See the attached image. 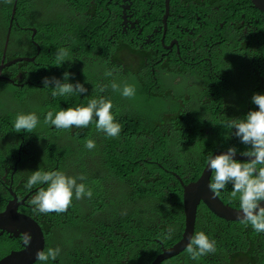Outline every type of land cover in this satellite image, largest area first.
Listing matches in <instances>:
<instances>
[{
  "label": "trees",
  "instance_id": "16d2710c",
  "mask_svg": "<svg viewBox=\"0 0 264 264\" xmlns=\"http://www.w3.org/2000/svg\"><path fill=\"white\" fill-rule=\"evenodd\" d=\"M66 1L76 0H52L44 9L35 12L32 7L35 0H14L15 9L10 25L13 4L1 2L0 43L4 44L7 37V49L0 51V61L8 62L17 57H33V60L14 62L3 69L14 73L15 68L19 77L18 81L15 76L13 78L18 82L17 86L4 82L6 93L15 102L4 105L0 100V127H6L8 122L14 125L12 118L18 113L35 112L29 98L32 92V97L43 92L48 99L43 98L39 102L41 106L37 115L40 123L34 132L23 133L27 144L24 159L34 161L33 171L47 164L41 170H60L78 177L81 175L78 170L82 169L83 174L94 177V180L78 181L92 190V198L73 199L72 206L62 214L33 212L40 219L46 238L43 250L57 246L61 249L57 260L50 264H149L162 247H170L181 236L182 207H176L182 199L179 177L184 184L193 181L200 175L209 156L235 146L224 136L211 131L204 134V127L213 123L221 125L220 131L225 133L223 121L228 116L223 109H216L210 112L212 120L205 121L207 117L202 114L204 110H201V105L189 111L184 101L179 103L170 99L172 96L177 99L186 92H195L189 79L195 75L190 68L196 66L188 64L181 53L176 54L174 47L165 49L160 41V33H153V42L143 45L144 52L140 53V57L130 55L126 58L127 54L122 50H128L122 47L123 42L115 49H103L105 33L99 28L98 21L92 20L93 23L86 29L85 24L80 28L82 37L76 44V40L69 38L67 24L63 23L61 17L60 10L66 6ZM151 1L161 3L163 0ZM93 3L88 6L92 7L93 19L101 16L108 27L110 3L105 5L99 0H93ZM53 4L57 6L51 9ZM84 4H89V0ZM171 16L174 18L173 13ZM172 17L167 20L165 44L173 35ZM23 20H26L25 24ZM20 25L32 27L35 31L32 33L31 29H21ZM100 27L103 29L104 26ZM117 29L110 31L117 32ZM136 34L131 33V37ZM253 39L249 35L247 43ZM62 47L70 50L71 62L56 67L55 54ZM154 47L158 49L157 52ZM88 58L95 62L102 58L103 82L88 83L99 76L87 75ZM125 60L140 62L141 68L129 67ZM105 63L109 69H116L112 76H105V71L109 70ZM65 72L71 74L69 83H81L87 92L83 95L53 97L52 85L45 88L42 80L45 77L63 80ZM26 75L28 83L20 87L19 82ZM155 78L158 83L168 80L171 89L167 91L162 84L157 87ZM113 81L121 88L126 83L135 85V96L125 98L119 91H113ZM101 87H105L102 92ZM99 97L110 99L114 105L112 113L122 126L118 138H109L97 132L95 118L88 127L73 126L67 130L44 124L48 111L55 113L69 107L87 106L90 99ZM221 102L220 97L218 104ZM219 112L220 120H216L214 116ZM87 139L95 141V149L85 147ZM22 178L21 183L28 179L25 176ZM231 189L232 186L228 185L220 198L223 203L239 208L238 200L230 201L228 193L225 194ZM200 210H204L203 215H206L205 226L194 231V234L203 231L214 238L217 251L222 250L223 253L217 255L214 263H210L204 257L192 260L184 250L162 264H190V261L242 264L248 261L251 249L246 240L257 235L251 226L245 227L239 221H223V225L216 227L220 219L202 207ZM224 225L229 238L218 239L216 232L222 235L220 230ZM98 227L104 230L96 231ZM8 249L7 245H0V257ZM33 264H37V261Z\"/></svg>",
  "mask_w": 264,
  "mask_h": 264
},
{
  "label": "clouds",
  "instance_id": "9594fccd",
  "mask_svg": "<svg viewBox=\"0 0 264 264\" xmlns=\"http://www.w3.org/2000/svg\"><path fill=\"white\" fill-rule=\"evenodd\" d=\"M2 1L9 5L13 4L14 2V0H0V2ZM51 1L52 0H35V3L32 6L33 10L35 12L41 11L44 9L45 5ZM105 1V5L110 3L108 8L110 12L108 14V19L110 20L108 27L105 25V21L101 20V16L97 18L98 20L93 19L94 21H98L102 27L104 26L102 29L100 25H98L101 31H104L105 33L106 44L104 45L103 49H115V46L123 42L122 47L128 50H122V52L127 54L126 58H128L130 55H136L140 57V53L144 52L143 45L153 42L151 34L160 33V41L165 49L171 50L174 47L176 54L181 53L184 60L188 64L196 66L195 68H190V70L194 71L195 75L189 79L193 83L194 91H196L201 84L208 81L207 77L213 75V71L211 72L204 68V66H208L211 58L213 59V57L218 54L215 52L213 56L210 48L205 44L209 39V31H211L212 34L215 33L211 26H198L199 23L197 22L194 15L191 16L190 14L182 12L173 14V18L171 14H168V9L174 6L170 0H164L161 3H154L153 5L158 7L156 13L152 12L151 6L147 7L148 5L143 3H139L142 5H138V3L133 0H114L113 4H111L113 0ZM247 1L254 9L257 10L256 13L258 15L264 16L263 11L258 10L250 0ZM79 2V5L65 3L66 6L60 10L61 14H65L64 19L62 20L63 23L67 24L66 31L70 35L69 38H73V41L76 40V44L82 37L80 28L85 24L86 26L84 27L86 29V27L93 23L92 21L75 23L70 19L73 12L82 11L84 8H88L90 5V3L87 5L84 4L86 0ZM151 2L153 3V1ZM53 6L54 4L50 8ZM94 6L95 5L93 3L92 7ZM92 7L88 9L92 10ZM14 9L15 4L12 5L9 23H11L13 19ZM168 17H172L173 35L168 43L165 44L164 36L167 33ZM23 22L25 24L26 20H23ZM157 23H160L159 28L156 27ZM117 27V32L110 31L116 29ZM31 31L34 33V28H32ZM133 32H136L137 34L132 38L131 33ZM149 34L150 36H148ZM147 37L148 42L146 41ZM102 41L104 42L103 37ZM131 41L133 42V45ZM6 43L7 37L4 44L0 43V51L4 52L7 49ZM139 45H141V48H139ZM132 49H134V51H131ZM70 55L71 53L69 49L63 47L58 49L55 54L56 67L62 66L64 62H71ZM153 56L155 57L156 55L153 53ZM30 58L33 59V57ZM111 60L112 58H110V61ZM87 61V75H99L94 79H91L88 83L103 82L101 79L102 58L98 62H95V60L92 58H88ZM2 63L5 64L7 62L1 60L0 65ZM125 63L129 67L141 68L140 62L125 60ZM105 65L108 67L106 63ZM5 67L7 66H4L0 69V100H2L4 105H7L12 102L13 99L10 97L9 93H6L4 82H10L13 84V86H17L19 76H16L18 71L15 68V72L13 73L11 70H3ZM4 71H6V73H4ZM115 71L116 69L106 70L105 76H112ZM70 75V73L65 72L63 74V80L57 79L55 77H45L42 80V83L45 88L52 85L51 95L53 97L67 96L71 94H85L87 89L83 84H73L68 82ZM14 76L17 81H13ZM27 83V77L25 79L23 78L19 82V86L24 87V85ZM155 84L157 87L162 84L167 89V91L171 89V84L166 79H164L162 83H158V79L155 78ZM105 87H101L100 91H104ZM111 87L113 91H119L125 98H133L136 94V87L132 84L126 83L121 88V85L113 81ZM32 95L29 100L31 102V106L34 107L35 112L27 114L18 113L16 117L12 118L14 125H11L8 122L6 127H0V201L3 200L17 203L19 202V198L22 197L17 194V192L23 185H25V187L29 190L39 186L38 191L32 197L31 201H28L24 197L22 200H20V202H26L33 206V208L30 209L32 213L62 214L72 206L73 199L80 200L84 197L90 199L93 196V192L84 183H78V181H84L86 179L83 175L73 177L60 170L47 171L46 169V171H44L38 169L33 171L34 167L29 171H26L25 169H19L21 165L27 167L34 162L30 158L27 160L24 159V156L26 155L25 145L27 144L25 143L26 137L23 133H32L39 125L40 118L37 115V110L41 106L39 102L43 98H46L43 92H40L34 97H32ZM170 99L177 100L179 103L184 101L189 111L196 107L195 94L191 92H186L183 96L179 95L177 99L175 96H172ZM251 102L253 105L243 118L225 117V120L223 121V126L226 127L224 130L226 131L227 128L231 130L229 137L234 136V141H240V143L244 144V151L239 154L237 153L236 147H229L227 150L215 152L208 157V160L204 165L200 175L197 176L193 181L184 184L179 177L178 181L182 186V199L179 204H176V207H182L183 229L180 238L182 237L184 228L186 226L183 209L184 187H189L195 184L202 176L206 166H208L207 168L210 171L208 188L214 196L219 198L221 202L222 199L220 198V194L224 193L228 185L232 186L231 191L228 192V198L230 201L238 200L239 208H233L229 204L226 205L240 211L242 214L238 217L239 220L234 221H239L245 227L251 226V229H253L257 235L259 233H264V207L260 206L261 202H264V94H253ZM113 107L114 105L110 99H106L104 97L93 98L88 101L87 106H78L75 108L69 107L67 109H61L55 113L53 111H48L44 117V124H51L57 129L67 130L73 126L77 128L88 127L89 124L93 123L95 118V128L97 132H102L109 138H118L121 133L122 126L116 121L115 116L112 113ZM232 130L235 131L233 132ZM231 140V138H228L229 142ZM246 146H248V150H245ZM85 147L88 150L95 149V141L92 139H87L85 142ZM236 156L238 158L234 159ZM237 160H245L246 162H240ZM24 176L28 177V179L27 181L21 183L23 179L22 177ZM41 185H46V187H41ZM194 192L199 195H205L204 192ZM200 207L208 210L211 214L220 219L217 221L216 227L223 225V221H234L225 220L217 216L209 210L202 199L199 200L196 206L195 218L192 225V236L189 238V242L187 243L184 250L192 260H199L201 257H204L203 259L208 260L210 263H214L215 260H217V255L223 253L222 250L217 251L216 240L209 237L203 231H197L194 234V231L205 226L204 220L206 215H203L205 214L204 210H200ZM11 209L15 211L14 208ZM15 214L17 213L15 212ZM170 219L175 222L173 218L170 217ZM38 220L40 223V219ZM41 220H43V218H41ZM100 230H104V228L98 227L96 229V231ZM220 231L222 235H219L216 232L218 239L221 238L222 240H225L229 238L228 232L226 231V225L222 226ZM230 235L232 234L230 233ZM180 238L176 240L175 243L178 242ZM31 239L32 238L28 233H21L20 235V240L22 241L25 249L29 246ZM163 248L164 247H162L161 250ZM60 253L61 249L59 247L39 250L36 252L37 264H50V262L57 260V257L60 255ZM209 254L210 256H208ZM169 259H166L163 262ZM250 260L251 257L248 261ZM203 263L207 264L206 262ZM130 264L136 263L132 262ZM190 264L201 263H191L190 261Z\"/></svg>",
  "mask_w": 264,
  "mask_h": 264
},
{
  "label": "flooded vegetation",
  "instance_id": "af4514ba",
  "mask_svg": "<svg viewBox=\"0 0 264 264\" xmlns=\"http://www.w3.org/2000/svg\"><path fill=\"white\" fill-rule=\"evenodd\" d=\"M139 1L148 5L147 7L151 6L153 13L157 12L158 7L153 5L154 3L150 0H135L138 4ZM99 2L105 3L106 1L99 0ZM170 2L174 6L168 9V14L182 12L194 15L199 23L198 26H211L215 31L213 34L209 31V39L205 43L213 56L215 52L218 53L213 59L211 58L208 66H204L206 70L213 71V75L207 77L208 81L201 84L194 92L195 106L201 105V110H204L202 114L207 117L205 121L212 120L210 112L216 109H223L228 118H243L253 105L251 102L253 94L264 93V16L258 15L257 10L247 0H170ZM66 3L80 4L78 0ZM89 3H93V0H89ZM56 6L54 5L51 9ZM93 18V10L88 8L73 12L70 17L75 23L91 22ZM156 27L159 28L160 23H157ZM8 28L10 29V26ZM20 28L32 29L21 25ZM249 35H252L254 39L247 43ZM146 41L148 42V37ZM154 51L157 52L158 49L154 47ZM220 97L222 102L218 104ZM219 114L220 112L214 116L216 120H220ZM220 129L221 125L214 123L206 125L204 134L211 131L226 139L231 138L230 144L235 145L233 147L237 148V153L240 154L244 151V144L234 141V136L229 137L230 129L227 128L223 134ZM237 161L246 162L245 160ZM33 167H35L34 162L27 167L21 165L19 169L29 171ZM38 189L39 186H36L29 190L23 185L17 192L22 196L19 198V202L1 200L0 213L9 205V209L14 208L17 214L33 219L42 230L39 220L30 210L33 206L26 202H20L24 197L31 201ZM227 193L228 191L225 194ZM23 230L16 224L11 225L9 231L0 228V245H7L9 248L0 259L10 252L22 248L20 235L25 232ZM44 240H46L45 236ZM246 243L251 249L249 254L251 260L242 262V264H264V233L250 237ZM45 246L46 241L44 248Z\"/></svg>",
  "mask_w": 264,
  "mask_h": 264
},
{
  "label": "water",
  "instance_id": "95a60500",
  "mask_svg": "<svg viewBox=\"0 0 264 264\" xmlns=\"http://www.w3.org/2000/svg\"><path fill=\"white\" fill-rule=\"evenodd\" d=\"M252 4L260 11L264 12V0H250ZM32 58L28 57H17L8 61L5 64L0 65V69L4 66H8L11 63L18 61H29ZM238 157H234L237 159ZM206 166L200 179L189 187H184L183 193V209L185 215V228L182 237L178 242L173 244L169 248H163L161 252L152 260L150 264H161L164 260L169 259L180 252H182L189 238L192 236V225L195 218L196 206L200 199L206 204L210 211L217 216L225 220H239V216L242 214L240 211L223 204L217 196L208 188V181L210 171ZM194 191L204 192L205 195H199ZM261 207H264V202H261ZM13 224L21 226L31 236L29 246L25 249L22 244V248L17 251H12L3 258L0 259V264H33L36 261V252L44 249V236L40 226L29 217L20 216L15 214L13 209H9V205L6 206L5 210L0 213V228L8 229Z\"/></svg>",
  "mask_w": 264,
  "mask_h": 264
},
{
  "label": "rangeland",
  "instance_id": "374dc122",
  "mask_svg": "<svg viewBox=\"0 0 264 264\" xmlns=\"http://www.w3.org/2000/svg\"><path fill=\"white\" fill-rule=\"evenodd\" d=\"M64 15H65L64 13L61 14L62 19H64ZM47 166H48L47 164L46 165H43V166L40 167V169L46 168ZM78 172L86 178L85 180H94V177H92L90 175H87V174H83L82 169L78 170ZM50 242H51V240H50ZM57 247L60 248V246H57Z\"/></svg>",
  "mask_w": 264,
  "mask_h": 264
}]
</instances>
